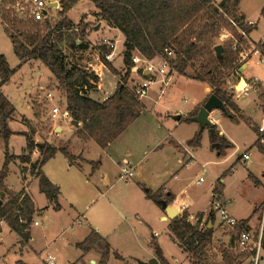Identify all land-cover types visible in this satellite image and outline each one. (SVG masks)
<instances>
[{"label": "rangeland", "instance_id": "rangeland-1", "mask_svg": "<svg viewBox=\"0 0 264 264\" xmlns=\"http://www.w3.org/2000/svg\"><path fill=\"white\" fill-rule=\"evenodd\" d=\"M2 1L3 0H0V4ZM19 1L21 0H12L10 4L11 8L17 5ZM47 1L53 3L60 0ZM215 1L219 4L223 0ZM263 4L264 0H241L238 8L240 12L243 10L249 19L259 22V27L255 29L252 34L256 40L261 38L264 39V16L261 15ZM60 9V4L57 7L49 8L48 19L52 23L59 20L58 13ZM95 12H97V8L91 0H78L76 5L68 12L69 17L75 23L76 27L79 28L78 33H80V35H78V37H83L86 41L89 40L91 44L87 51L73 50L65 47V51L70 55L71 61L81 66H90L91 64L96 66L99 62L98 58L101 57L102 37L105 35L110 36V32L107 27H104V23L100 29H95L96 26L101 23V19L97 17ZM81 29H84L85 35H81ZM224 34H227L228 37L222 42L221 37ZM217 40L221 43L235 42L233 30L224 27ZM78 41L81 40L79 39ZM258 42L259 41L253 42L247 39V45H245L244 51L249 53L253 48V43L257 44ZM116 44L115 50L122 54L124 45L123 36L120 34ZM0 53L6 56L12 68L17 67L21 62L14 52L11 39L5 33L1 20ZM122 60V56L120 55L118 60H115L117 62L114 61L115 64H113L114 62H111L113 67L118 71L117 77L119 82L127 71L125 64H118L120 61L122 63ZM249 62V67L244 71V75L242 72L234 74L233 71L229 74L226 81L227 91L239 107L238 112H235L233 109H231V111L237 114L240 121H233L230 117L225 116L220 109H216L214 113H212V116L219 118V129L224 128L227 132L226 134L232 138L235 143V146L227 149L228 153L233 152L234 156L232 158L225 159V156L218 155V151L215 150L214 154L212 153L213 143L209 137L210 128L208 127L204 129L202 133V141L199 154L197 155V162L188 163V165H186L176 177H174L176 171H171L174 159L176 158L167 148L166 144L158 147L154 152L149 153L148 160H150L151 163H154L155 167L153 166L152 169L147 171V180L149 183L143 187L137 184V176L127 182L125 180L117 182L115 175H113V172H116L115 164H113L109 158L103 160L105 155H103L100 146L98 147L95 143L91 146L88 157L95 160L101 158L102 161L105 162L103 168H100L93 173L90 170L91 167L88 166V177L92 181L88 185L93 188L95 187V180L100 179L104 182L101 184V190L102 192H105V194L102 197L98 195L96 190H93L94 194L92 196L80 199L78 201L79 206H76L78 211L84 213L85 217L95 228H99L98 231L101 232L102 235L104 234L105 237L108 236L106 238L114 249L109 257L108 264H140L139 261L149 260L151 256L149 254L154 251L152 240L155 239L153 236L155 232H157V238L155 240L162 248L164 256L173 261L177 258L180 264H189L188 260L185 259V253L170 238L168 223L165 220H161L157 215L141 204V199H139L140 189L145 193V188L155 189L156 187L165 184L169 190L178 196L179 199H191L197 196L198 198L196 199L198 200L196 206L200 209H207L208 204L206 194L209 192L210 183H215L216 180H219L218 177L222 175L224 181H220L219 183L216 182L215 184L218 186V189L222 190L224 183L225 196L230 201V211L247 216L253 229L257 227L260 212L263 210V205L262 208H256L255 206H257V203H264V186L255 184L254 180L249 177V173L253 172L258 176H261L262 170H264V154L259 152L256 146H252L256 136L253 124H256L261 120L264 110V99L261 97V94L264 93V62H258L254 56ZM244 68L245 66L242 69ZM175 74H178V72L175 71L174 75ZM46 75H52L49 68L45 66L41 60H32L19 67L11 77L10 81L3 86L4 93L15 105L17 113L15 119L10 121V127L15 133L11 135L8 144H6L4 139H0V173L6 159V150H8V153L11 155V162L8 165L6 175V177H8L7 179L6 177L4 179L5 186L8 190L17 192L14 189L12 190L8 188L5 180L10 186L19 188L23 186L25 178L28 179L30 181V189L35 195L36 205L40 208L49 205L50 202L45 195L41 194L39 190V181L37 178L33 177L31 173V165L24 164L19 157L22 153H27V151H25L26 149H24V147L27 146L26 136L21 134V131L29 129V126L32 125V127L37 130L34 136L36 140H47L48 142L56 143L57 145H65L71 153H73L72 151H75L77 146H79L77 141H74V145L70 146L68 140L60 138L59 133L61 130H58L57 128L62 120L69 122V124L73 123L71 115L70 119L58 117L57 120H52L50 118L52 106L59 104L64 110L67 106V100L66 93L60 87L57 78L52 75L45 80ZM241 75L245 76V78L258 77L259 90L251 91L248 96L238 99L233 97L232 91L233 84ZM40 77L43 78L41 79L42 81L39 79ZM104 78V85L106 87H111L109 85L110 80H114V77L108 74V76L106 75ZM138 81H141V76L132 73L129 76L128 84L133 86L134 83ZM175 81L176 82L172 84L169 89L168 87L165 89L163 95L160 94L159 85L156 83L150 87L148 95L145 96V98L141 97V100L144 98L149 110L143 118L136 122V124L131 123L132 125L130 124L131 126L129 125L127 127L125 137H129L130 134L132 136L128 145H123V147L119 149L121 151L120 155L124 154L125 150H128V148L132 150V154L127 151L125 153L126 155H136L137 141L141 137L145 138V135L149 137L152 134L154 136L153 141H155L158 139L159 134H165L163 133L164 130L162 128H159L157 124H154L156 123L155 113L161 112L164 114L167 111L175 112L177 109L182 110V112L185 110H191L194 108L199 96L204 94V85L197 80L177 75ZM36 90L38 93L35 95L34 93ZM50 92L53 95V100L47 96V93ZM28 103L32 105V109L28 108ZM150 109H152V112H150ZM37 111L40 113L39 117L35 115ZM151 113H153V116ZM26 115L28 117L31 116V118H28L27 124L23 119L24 117H27ZM246 118H249L250 120L247 121ZM181 127L183 130L184 125ZM77 130L78 129H76L75 134H77ZM258 137L260 138V142L264 145V137H261L260 135H258ZM217 140L222 142L220 134H218ZM153 141L144 142L147 144L142 147V151H140V147H138V150L141 152L139 154H144L143 152L148 150L149 145L152 146V144H155L156 141ZM130 145L131 147H129ZM163 148L164 150L161 152ZM226 148L227 147L224 149ZM246 149H250L252 160L245 163L239 161L232 168V171L226 172L227 168H229V166ZM100 154H102V157ZM157 155L161 156L155 161L154 159ZM212 155H215L218 160L212 158ZM39 157V151L37 149L34 150L31 157L32 161H37ZM223 158L227 162L222 163L221 159ZM77 160H84L82 154H80ZM166 170L170 171L166 172ZM104 171H106L108 175L105 174ZM201 177L203 178V181L198 182ZM88 185L85 184L82 189L86 190ZM2 192L4 193L3 196L1 195ZM66 194L70 193H67L66 191ZM7 197L5 191L0 187V199L5 201ZM92 198L94 199L92 200ZM108 199L113 202V205L109 204ZM54 210L55 209L49 207L46 209L45 214L37 217L38 220H42L40 225H34L31 223L32 247H30L28 252L25 251L23 255H21L19 251L23 252L26 250L29 242L27 245H24L20 238H17V234L9 231L8 227L5 226L2 238L0 236V264H15L16 260L19 258L24 259L30 264H46L45 259L49 254L55 255V264H78L80 262H83L84 264H90L91 262L94 264L95 262L92 260H78L82 251L73 243V240L83 238L82 232L84 229L88 228L86 219L82 218V224H75L72 228V217H70L69 210L59 213L54 212ZM137 213H139V215H137ZM46 214L47 216H45ZM214 215L217 216V223L220 221V224L221 217L219 213L214 212ZM143 216L149 220L148 222L152 225V229L148 223L143 221ZM218 228L220 230V236L212 245L216 248L218 247L219 250L224 246V243L225 245L230 244L231 234L234 230H230L227 226H223V224H220ZM251 232L254 239L257 240L259 232ZM16 238L17 241L13 242ZM221 239L225 242H221ZM12 242L13 244L11 245ZM10 245V248H15L18 251H8ZM215 247L211 248L212 253H214L212 257L218 259V255H216L218 254V250ZM234 250L236 253L240 252L236 247ZM91 251H93L91 257H94L93 259L96 260L95 264H98L101 257L100 253L95 249H91ZM117 254L121 257H118ZM246 261L249 260L247 259ZM259 264H264V250L261 252Z\"/></svg>", "mask_w": 264, "mask_h": 264}, {"label": "trees", "instance_id": "trees-1", "mask_svg": "<svg viewBox=\"0 0 264 264\" xmlns=\"http://www.w3.org/2000/svg\"><path fill=\"white\" fill-rule=\"evenodd\" d=\"M97 8L95 14L102 20H106L111 26L117 27L125 35L124 64L127 71L121 78L116 91L104 101H98L88 96L87 91L97 87L100 80L98 74L71 61L65 47L73 50H85L90 41L79 38V28L69 17L68 12L76 5L78 0H60L59 20L52 23L48 18L37 21L33 18H24L17 15L15 9L10 8L12 0H3L0 4V19L5 33L11 39L14 52L20 59V64L12 68L6 56L0 53V139L6 144L12 134L10 121L15 119L17 109L13 102L3 91L19 67L32 60H41L57 78L60 87L66 93L67 109L72 120L82 123L77 134L85 140L93 139L101 148L105 149L116 140L127 127L133 123L143 112L145 105L137 95L134 85L128 84L129 76L133 73L132 56L139 52L147 58H154L171 48L174 51L172 66L175 70L188 78L208 83L211 92L208 98L214 94L225 103L222 110L225 116L233 121H240L235 112L239 111L238 105L233 101L226 88L227 77L236 71L240 62V43H247V39L239 33L227 16L231 17L238 26L250 34L256 27V23H247L244 15L238 14L241 0H223L219 4L214 0H91ZM264 16V5L261 10ZM224 27L233 30L234 38L238 40L236 48L233 43L218 41V37ZM81 35H85L84 29ZM81 41H78V40ZM223 44V59L219 60L215 46ZM109 48L102 45L100 59L115 74L118 71L111 61L106 58ZM190 68V69H189ZM264 99V93L261 94ZM207 98V100H208ZM206 100V101H207ZM199 112V108L190 113L184 120H193ZM37 117L40 113H35ZM182 117V116H181ZM247 121L250 119L246 118ZM212 131L211 141L218 145V154L221 155L230 142L222 138L218 141V130L215 124H206L205 127L188 141L189 145L200 144L202 132L206 128ZM253 128L259 135L257 124ZM37 130L29 126L28 131L21 134L26 136L27 153L19 155L24 164L31 165V171L39 179L40 191L56 202L60 193V186L53 183L42 170L46 162L54 157L57 152H62L71 162H75L80 155L71 153L67 146L57 145L47 140L35 139ZM259 150L264 154V145L260 138L255 142ZM8 147V146H7ZM40 152L37 161H32L34 150ZM11 155L6 150V159L0 173V187L8 196L5 201L0 199V216H5L8 225L14 230L21 242L27 245L31 234L29 231L33 220L35 206L32 198L23 190L13 192L4 184L7 175ZM98 161L94 162V168ZM249 177L259 184L258 178L249 173ZM146 196L153 199L160 207L165 208L175 199L169 191L160 188L156 191L145 188ZM215 192L221 193L216 186ZM189 213L186 210L170 222V231L180 246L190 255V264H209L208 245L212 242L213 228L200 223L204 217L198 213V220H188ZM208 218L214 219V212L208 213ZM243 229L251 230L246 219L240 220L235 231L231 234L230 244L222 251L221 263L215 264H252V253H236V240ZM264 232V231H263ZM152 243L160 264H170L164 256L159 243L154 239ZM76 246L83 252L95 249L101 255L98 264H107L111 253V244L96 228H92L90 234ZM264 250V237L262 239ZM118 257H121L117 254ZM243 258V260H242ZM249 261H246V260ZM81 260V259H78ZM18 264H28L22 260ZM214 264V263H212Z\"/></svg>", "mask_w": 264, "mask_h": 264}, {"label": "crops", "instance_id": "crops-1", "mask_svg": "<svg viewBox=\"0 0 264 264\" xmlns=\"http://www.w3.org/2000/svg\"><path fill=\"white\" fill-rule=\"evenodd\" d=\"M57 2L59 4L60 1H57ZM261 10H262V8H261ZM238 14L239 15H244L245 16V20H246L247 23H256L255 29H257L259 27V22H255V20L249 19V17L247 16V14L243 10H241V12L238 10ZM103 23L105 24L104 27H107L108 28V31L110 32L111 38H113L116 41V43H117L119 34L121 36H123V45H124L126 38H125V35L121 32V30L119 28H117V27L111 26L106 20H102V19H101L100 27L103 25ZM100 27H99V29H100ZM253 31L250 34L247 35V39H249L250 41H253V42L254 41H259V40L263 39V38H261L259 40L254 39V37L252 36ZM105 36H108V35H105ZM88 37H89V35H88ZM90 45L91 44H89V46ZM89 48L90 47H88L87 49H89ZM87 49H85V51H87ZM124 50H125V45H124V48L122 50V54H120L117 50H115V52H114V60L111 61V62L113 63L116 59L118 60V58L120 57V55L122 56V59L124 60ZM134 53H136V52H134ZM123 60H122V63L120 61V63L118 62V64H124V61ZM98 61L99 62L96 64V66L94 64H91L90 66H82V67H84L86 69H89L90 71H94L100 77V80L97 83V87H95L94 89H91V90H88L87 91L88 96H90L91 98H93L95 100H98V101H104L105 99H107L109 96H111L116 91V88L118 86L119 79L117 77V74L112 73L107 68V66L100 60V58H98ZM249 61H248V63L246 65H243V67L245 66L244 69H242L243 67L240 69V71L242 70L243 75H244V71L249 67V64H250ZM28 62H30V61H28ZM28 62H26V63H28ZM115 62H117V61H115ZM115 62L113 64H115ZM108 74L114 77V80H110V84L109 85L111 87H106L104 85V79H105L104 77L106 75L108 76ZM52 75H46L45 80L48 79L49 77H51ZM177 75H179V76H185V75L180 74V73L173 75L172 81L170 82L169 85H167L165 87V89L167 87L169 89V87L172 86V84H174L176 82L175 81V78H176ZM39 79L41 80L43 78L40 77ZM190 79H193V78H190ZM45 80H43V81H45ZM193 80H196V79H193ZM197 81L203 83V85H204V94L202 96H199V98L196 100L197 102H196V104H195V106H194L193 109H191V110H185L184 112H182V110H178L177 109V110H175V112H169V111H167L164 114L161 113V112L155 113V119H156L155 121H156V123H154V124H157V126L159 128H162L164 130L163 133H165V134H159L158 139L155 140L156 142L153 141L154 136L152 134L149 137H147L145 135V138L141 137L137 141L136 151H135L136 155H126L125 153L127 151L130 154H132L131 153L132 150H130L129 148H128V150H125L124 154L120 155L121 154V151L119 149L121 147H123V145L124 146H127L128 145V142H129V140H130V138L132 136L130 134L129 137L126 138L125 137L126 135H125V132H124L116 140H114L113 142H111L105 149L101 148L103 155H105V158L103 160H106V158H109V160H111L113 162V164H115V166H116V172H113V175H115V179H116L117 182L118 181L120 182L121 180H124V179L120 178V169H121V166L123 165V163L125 161H127L131 165L134 166L135 174H134L133 177H136V176L138 177L137 178V181H138L137 184L139 186H143V187L146 186V185H148L149 182L147 180V176H148L147 171L150 170V169H152L153 166L155 167L154 163H151V161L148 160L149 153L154 152L158 147H160V146H162L164 144L167 145V148L172 152V154L176 158V159H174L173 166L171 167L172 168L171 171H176L174 173V177H176L178 175V173L181 172L186 165H188V163H195V162H197V155L199 154V150H200L202 138L200 140V144L197 145V146L189 145L188 144V141L191 138H193L198 132H200L202 130V128H201L200 123L195 118L193 120H187V121H184V119L190 113H192L193 111L197 110L198 108H199V111H200L201 107L205 104V102H206V100L208 98V95L211 92V86L208 83H205V82L200 81V80H197ZM157 84L159 85L160 94L163 95L165 93V89L162 92L161 91V88H160V83H157ZM39 90H40V87H39ZM36 93H38L37 90L35 91L34 94L36 95ZM144 98H142V100H143L142 102L144 103L145 108H144L143 112L141 113V115L132 124H134V123L136 124V122H138V120H140L141 118H143L144 115L146 114V112L149 110L148 109V106H147V104H146V102L144 100ZM242 98H244V97H242ZM31 107H32V105L30 103H28V108L32 109ZM215 110L216 109H214V110L211 111V113L209 115V119L212 122V124H215L217 126V130H218L219 134L221 135V138H225V139H227L230 142V146H228L226 149H224L223 150V153L221 155L222 156H225L224 157L225 159L232 158L234 156L233 152L232 153H228L227 149L235 146V143H234L233 139L230 138L226 134L227 132H226V130L224 128H220L219 129V126H218V124H219V118L212 116V113H214ZM150 112H152V109H150ZM151 115L153 116V113H151ZM177 115H179V117H177ZM28 118H31V116H29V117L27 116V117H24L23 118L24 121H26V124L28 122L27 121ZM182 125H184V129L183 130L181 129L182 128L181 127ZM80 126H82V123H79L78 125H75L74 123H70L69 124V122L62 120V121H60V125L57 128H58V130H61V132L59 133L60 134V138H62L64 140H68V143H70L69 144L70 146L74 145L73 144L74 141H77L78 142V145L79 146H77V149H75V151H72V152L74 154H79V155L82 154L84 160H82V161L81 160H76L75 162H71L62 152L59 151V152L56 153V155L54 157H52L51 159H49L46 162V164L43 166V168H42V170L50 178V180L53 183H55V184H57V185L60 186V193L58 195V200H57V202L60 205L59 208H56V202L54 200L48 198L45 195V193H43L41 191H40L41 194L45 195L46 198H47V200L50 203H49V205H46L45 207H42V208L38 207L36 205L35 195L32 192V190L30 189V181L28 179L25 178V181H24L23 186H21L19 188H14V187L10 186L6 182V180H5V183L8 186V188H10L12 190L14 189L17 192L23 190L26 194H28L32 198V200L34 202V206H35V212L33 214V222H32V224H34V225H40L42 223V220H38L37 217H39V215L45 214L46 209H48L49 207L55 209L54 212H56V213L65 212V210H69L70 217H72L71 218L72 219L71 220V222H72L71 223L72 224L71 227L72 228L75 226V224L76 225H81L82 222H83V219L82 218H85L86 221H87V227L88 228L83 230V232H82V237L83 238H78V240H73V243H74L75 246H76V243L83 241L90 234L92 228H95L89 222V220L85 217V214L84 213H80L78 211V209H77V206H79V202L78 201L80 199H85L87 196H88V198H89V196H92L94 194V191L93 190H96V192L98 193L99 196H102L103 197V195L105 194V192H102V190H101V184L104 183V182H102L100 179L95 180V182H94V186L95 187H93L94 189L92 187H89V185H88L89 183L92 182L90 180V178L88 177V174H89L88 166L91 167L90 170L93 173L96 170L98 171L100 168H103L105 161H102L101 158L98 159V160H95V159H91V158L88 157V154L90 152L91 146H93L94 143L96 145H98V144L93 139L85 140V139H82L81 137H79L77 134H75L76 129H78V127H80ZM28 130L29 129L24 130V131H28ZM179 130H182V131H179ZM209 131H210L209 137H210V140H211L212 131L211 130H209ZM21 132H23V131H21ZM255 133H256V131H255ZM257 139H258V134L256 133V136H255V139H254V143L252 144V146L253 145L256 146L255 142H256ZM147 141H150V142L153 141V142H155V144H152V146L149 145L148 146V150H146V151L143 152L144 154H139V153H141L140 151H142V147L145 144H147V143H144V142H147ZM219 144H220V142H218L217 144H213L212 145V151H213L212 153L213 154H214V150L215 151H218L217 148H218V145ZM98 147H99V145H98ZM129 147H131V145ZM138 147H140V151L138 150ZM164 148L161 150V152L164 150ZM24 149H26V147H24ZM257 149H258L259 152H261L258 147H257ZM244 152L250 154V149H246ZM244 152H242V154H240L238 156V158L229 166V168H227L226 172L227 171H229V172L232 171V168L239 161L245 163V162H250L252 160V154H250V158L248 160H245L244 157H243V153ZM101 155L102 154H100V156ZM160 156L161 155H157L154 160L156 161L157 159L160 158ZM212 158L218 160V158L215 157V155H212ZM224 158L221 159V162L222 163L223 162L224 163L227 162ZM96 161H98V164L94 168V162H96ZM168 171H170V170H166V172H168ZM31 173H32L33 177H35V178L38 179V177H36L33 174L32 171H31ZM104 173L108 175V173L106 171H104ZM251 173H253V172H251ZM253 174L258 178V180L260 182L258 185H263L264 186V170H262L261 176H258L255 173H253ZM7 177H6V179H7ZM218 178L219 179H223V181H224V178H223L222 175L220 177H218ZM38 181H39V179H38ZM125 181L127 182L128 180H125ZM217 181L218 180H216V182ZM215 183H210L209 192H207V194H206V196H207V204H208L207 209H200V208H198L196 206L197 205V200H198V199H196V198H198L197 196H195L194 198H191V199H179L178 196L174 192H172L171 190H169V188L165 184H162L161 186L156 187L155 189L149 188V189H152L153 191H156V190H158L160 188H163L164 191L171 192L174 195L175 199L173 200V202H171L168 205L175 206L178 209V214L177 215H179V214L182 213V209L183 210H186L190 214H196V215L198 213H203L204 214V217L202 218V221H203L204 225L206 224V226H208V227L210 226L214 230L212 242L210 243V245L207 248L208 263L209 264H212V263H221V261H222V251H223V249H225V247L226 248L228 247V245L227 244L225 245V243H224L225 241H222V239H221V242L224 243V246L221 249L218 250V247L216 248L214 245H212L213 242L217 241L218 240V237L220 236V234H219L220 233V230L218 228V226L220 225L219 224L220 221L217 223V216L214 215V219L208 218V213L210 211H212L211 210L212 209L211 201H212V194L214 192V188L216 187V184ZM85 184H87L88 187L86 188V190H83L82 187H84ZM39 190H40V188H39ZM219 190L224 195V197L227 199V197L225 196V192H224V183H223L222 190L221 189H219ZM66 191H67V193H70V194H66ZM139 192H140L139 193V199H141V204L143 206H145L146 208H148L152 213H154L155 215H157L161 220H165L168 223V227H169L170 222H171L172 219L171 218H166V207L165 208H162L153 199L148 198L146 196V191L144 193V191H142L140 189ZM93 199L94 198H92V200ZM108 202H109V204L113 205V202L111 200L108 199ZM229 204H230V201H229ZM262 205H264V203L263 202H260V203H257V206H255V207L256 208H258V207H261L262 208ZM231 214L233 216H235L238 220L246 219L248 225L251 228V231L260 232L261 229L264 230V220L262 219V212H260L259 223L257 224V227L254 228V229L250 225L247 216H243L242 214H236L234 212H231ZM137 215H139V213H137ZM45 216H47V214ZM143 217L145 218V219L142 218L143 221L146 222V223H148V225H150V228L152 229V225L150 224V222H148L149 220L145 216H143ZM35 221H38L39 223L38 224H35ZM32 224H31V226L29 228V231H30V234H31V238L29 240V244H28L26 250H24L23 252L22 251H19V253L21 255H23L25 251L28 252L29 249H30V247H32L31 246V244H32ZM5 226L8 227L9 231H12V232L16 233L14 230H12V228L8 225V223L6 225H4V227ZM4 227H3V229H4ZM3 229H2V234H3ZM96 229L99 230L98 227ZM2 234L0 235L1 238H2ZM169 235H170V238L185 253V256H186L185 259H187L188 260V263L190 264V255L176 241V239L174 238V235L170 231V227H169ZM103 236L105 237L104 234H103ZM153 236L156 239L157 238V232H155V234ZM18 237L19 236L17 234V238ZM106 237H108V236H106ZM17 238L13 242H16L17 241ZM13 242L11 243V245L13 244ZM11 245L9 246L8 251H11V250L13 251L14 250L15 252H17L18 251L17 249L10 248ZM212 247H215L218 250L217 251L218 254H216V255H218L217 256L218 259H215V258L212 257V255L214 254V253H212V249H211ZM216 249H214V250H216ZM112 250H114V249H113V246L111 245V252H113ZM92 252L93 251H91V250H89L88 252H83L82 251V254L79 257V259L92 260L93 262L96 263V260L93 259L94 257H91L92 256ZM49 255H52V254H49ZM110 255H111V253H110ZM149 255H151L149 259H151L152 257H156L157 258L156 252H155V247H154V251L151 252V254H149ZM46 259H45V262H46V264H48L47 261H46ZM20 260H22V261L30 264L29 262L25 261L22 258L17 259L16 262H15V264H18V261H20ZM168 260L170 261L171 264H180V262H179V260L177 258H175L174 261L173 260H170V259H168ZM146 261H148V260H146Z\"/></svg>", "mask_w": 264, "mask_h": 264}, {"label": "built area", "instance_id": "built-area-1", "mask_svg": "<svg viewBox=\"0 0 264 264\" xmlns=\"http://www.w3.org/2000/svg\"><path fill=\"white\" fill-rule=\"evenodd\" d=\"M215 1V0H214ZM47 0H21L15 5L12 9H15L17 15L24 18H33L37 21H44L49 16V8L53 7L50 6ZM59 5V4H58ZM11 8V6H9ZM57 7V6H56ZM45 10L47 13L45 14ZM227 18L230 22L237 27L239 33H241L245 39H247V34L244 30H242L238 24L229 16ZM228 37L227 34L222 35L221 41L224 42L225 39ZM233 47L236 48L238 44V40L235 39L233 42ZM255 44V45H254ZM101 45L106 46L110 49V51L106 54V58L109 61L114 60V52L116 49V41L109 37L104 36L101 40ZM245 45L247 43H240L239 46L241 47V51L239 53L240 62L239 67L236 69L235 73H241L242 70L240 69L243 65H246L250 59L256 57L258 62H264V39L259 40V42L253 43V48L250 52L244 51ZM174 57V51L171 48H166L165 51L159 55H156L154 58H147L143 56L141 53L136 52L132 56L133 66L132 72L138 76H141V81L134 83V89L139 95V97H145L148 95L149 89L152 85L156 83H160L161 91L163 92L165 87L170 84L172 81V77L174 72L176 71L175 68L172 66V58ZM234 73V74H235ZM259 90V78L258 77H251L245 78L244 76H240L236 82L233 84V91L232 95L234 98H242L248 96L251 91H258ZM47 96L53 100L52 93H47ZM65 118L70 119V113L66 108L63 110L62 106L59 104H55L52 106L50 118L52 120H57V118ZM259 135L264 137V110L263 116L261 120L257 123ZM243 157L245 160L250 158V154L244 152ZM135 174L134 166L131 165L129 162L125 161L120 169V178L124 180H129L133 178ZM203 181L201 177L198 182ZM223 181V179H219L217 182ZM212 211L219 213L221 217V225L227 226L230 230H234L236 226L239 224L240 220H238L235 216H233L229 210V201L224 197L222 193L213 192L212 194V201H211ZM183 212V209H182ZM262 219L264 220V205L262 210ZM188 220L192 223L198 220L196 214L188 215ZM38 221H35V224H38ZM7 224V220L5 216H0V235L2 234V229L4 225ZM200 226L204 228L203 221H201ZM264 230L261 229L259 232V237L257 240L254 239V236L251 230L243 229L238 234L236 240V248L240 251L239 253H252V264H259L260 255L263 251L262 247V239L264 237ZM56 257L54 255H49L46 259L48 264H54ZM78 264H84L83 262ZM90 264H92L90 262ZM95 264V263H94Z\"/></svg>", "mask_w": 264, "mask_h": 264}, {"label": "water", "instance_id": "water-1", "mask_svg": "<svg viewBox=\"0 0 264 264\" xmlns=\"http://www.w3.org/2000/svg\"><path fill=\"white\" fill-rule=\"evenodd\" d=\"M50 6H58V2H53L49 3ZM47 13V10H45V14ZM100 25L96 26V29H99ZM223 44H217L215 46V52L219 60L223 59ZM214 109H220L224 110L225 109V103L223 100H221L218 96L212 94L208 100L205 102V104L201 107L198 115L195 117V119L200 123L201 128L203 129L206 124H211L212 122L209 119V115L212 110ZM179 117V115H177ZM72 122L75 125H78L79 122L72 120ZM2 192V196H3ZM178 214V209L175 206L172 205H167L166 206V218H171L173 219L176 215ZM210 227V226H209ZM140 264H160V261L156 257H152L148 261H139Z\"/></svg>", "mask_w": 264, "mask_h": 264}]
</instances>
